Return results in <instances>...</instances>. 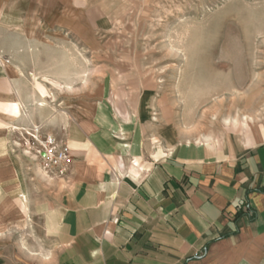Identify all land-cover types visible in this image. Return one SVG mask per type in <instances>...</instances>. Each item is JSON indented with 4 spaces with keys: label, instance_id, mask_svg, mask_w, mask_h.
I'll list each match as a JSON object with an SVG mask.
<instances>
[{
    "label": "crops",
    "instance_id": "1",
    "mask_svg": "<svg viewBox=\"0 0 264 264\" xmlns=\"http://www.w3.org/2000/svg\"><path fill=\"white\" fill-rule=\"evenodd\" d=\"M58 1L0 0V264H264V117L243 121V138L178 141L159 130L149 141L147 121L118 109L104 77L65 137L35 119L14 60L31 74ZM12 39L22 47L3 50ZM36 126L72 149L65 176L47 177L17 146ZM29 215L39 235L26 247Z\"/></svg>",
    "mask_w": 264,
    "mask_h": 264
},
{
    "label": "rangeland",
    "instance_id": "2",
    "mask_svg": "<svg viewBox=\"0 0 264 264\" xmlns=\"http://www.w3.org/2000/svg\"><path fill=\"white\" fill-rule=\"evenodd\" d=\"M73 1L59 0L58 17L42 20L31 74L14 60L35 119L52 130L67 135L104 77L118 109L137 108L147 121L149 141L159 130L178 141L243 138V121L264 117V0ZM13 40L1 48L20 49ZM24 227L28 247L39 230L31 215Z\"/></svg>",
    "mask_w": 264,
    "mask_h": 264
},
{
    "label": "built area",
    "instance_id": "3",
    "mask_svg": "<svg viewBox=\"0 0 264 264\" xmlns=\"http://www.w3.org/2000/svg\"><path fill=\"white\" fill-rule=\"evenodd\" d=\"M17 146L41 165L47 177L65 176L71 169L73 153L67 141L40 126L24 130Z\"/></svg>",
    "mask_w": 264,
    "mask_h": 264
},
{
    "label": "bare ground",
    "instance_id": "4",
    "mask_svg": "<svg viewBox=\"0 0 264 264\" xmlns=\"http://www.w3.org/2000/svg\"><path fill=\"white\" fill-rule=\"evenodd\" d=\"M12 112L15 113V114L20 112L18 105H16V108H13V109H12ZM233 119H234L235 121L237 120V118H234V117H233ZM226 121H227V120H226Z\"/></svg>",
    "mask_w": 264,
    "mask_h": 264
}]
</instances>
